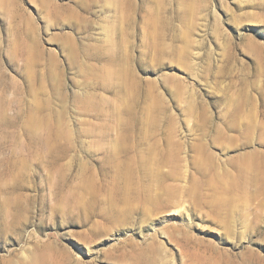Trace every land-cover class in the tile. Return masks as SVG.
<instances>
[{
    "label": "rangeland",
    "instance_id": "374dc122",
    "mask_svg": "<svg viewBox=\"0 0 264 264\" xmlns=\"http://www.w3.org/2000/svg\"><path fill=\"white\" fill-rule=\"evenodd\" d=\"M0 264H264V0H0Z\"/></svg>",
    "mask_w": 264,
    "mask_h": 264
}]
</instances>
